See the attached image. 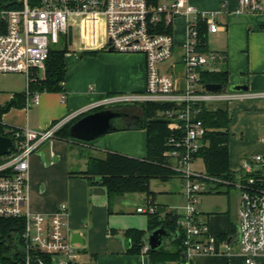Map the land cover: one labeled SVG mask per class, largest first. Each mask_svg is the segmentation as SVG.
I'll list each match as a JSON object with an SVG mask.
<instances>
[{"label": "crops", "instance_id": "1", "mask_svg": "<svg viewBox=\"0 0 264 264\" xmlns=\"http://www.w3.org/2000/svg\"><path fill=\"white\" fill-rule=\"evenodd\" d=\"M171 1L173 0H158V5ZM259 1L264 9V0ZM186 2L198 12L214 15L213 21L218 30L214 33L207 31L208 51L204 54L211 58L213 70L225 68L228 72V85L246 84L247 92L263 93V9L240 12L239 0ZM85 23L87 30L93 29L94 25H89L87 21ZM98 27H94L97 30L95 35L93 32L81 37L79 29H76L75 36L73 34L72 45H69L71 48L64 55L66 72L63 93L37 92L38 102L33 103L27 94L29 84L25 75L0 74V108L10 101L22 102L21 97L24 96L21 106H12L0 114V123L6 129H47L53 123L107 95L143 91L146 81L144 56L140 53H120L103 48L104 27L101 26L99 30ZM171 35V56L159 64V70L171 76L175 89L182 90L186 37V18L183 15H178L172 20ZM76 41L78 44L74 45ZM218 106L227 109L230 115L228 163L230 172L238 176L244 159L253 155H264V96L237 99ZM99 110L103 109L85 111L80 118ZM133 114L136 116V113ZM128 120H120L119 127L124 128L89 142L71 136H55L40 144L29 157L27 209L49 214L59 203H66L68 216L65 220L69 240L80 252L84 264H148L147 255L142 251L143 246L137 255L128 253L130 240L124 235V231L128 229L147 233L148 217L136 209L152 205L163 216L176 210L183 201L180 178L177 193L172 192L170 186L152 189L150 185L154 193L152 197L141 193L108 196L106 188L99 181L80 175L86 170L89 157L103 158L107 153H117L135 159L146 157V131L129 128L127 125L133 121ZM80 142L88 144L87 153L78 152L75 146ZM251 167L256 169L257 165L252 164ZM231 188L236 190L233 215L229 209L209 213L199 211L200 218L208 223L210 239L217 238L222 241L223 235L227 234V242L237 251L236 211L239 196L238 190ZM209 193L221 194L215 191ZM232 227L234 231L228 233ZM256 261L257 264H264V256H258ZM190 264L245 263L239 254H214L194 255Z\"/></svg>", "mask_w": 264, "mask_h": 264}, {"label": "built area", "instance_id": "2", "mask_svg": "<svg viewBox=\"0 0 264 264\" xmlns=\"http://www.w3.org/2000/svg\"><path fill=\"white\" fill-rule=\"evenodd\" d=\"M239 3L240 12L263 9L259 0H239ZM262 11L264 13V9ZM178 15L186 18L182 90L175 89L171 76L159 70V64L171 56L173 37L169 33L157 32V27L162 22L171 24ZM98 16L104 27L103 48L112 47L120 53L144 56L145 87L140 92L107 95L47 129H8L13 136V149L0 163V218L22 220L25 250L17 264H84L80 252L69 240L66 203H59L49 214L27 209L30 155L85 111L132 108L147 102L171 104L170 109L158 112L157 118L166 122L170 132L169 148L164 152L166 166L179 174L181 180L183 213L172 210V215L177 217L173 238H178L182 246L183 262L179 264H190L194 255L214 254H239L245 264H257L256 258L264 256V155L244 159L238 173H251L255 170L252 164H256V169L262 170L259 182L249 177L244 184L236 181L230 186L238 190L239 196L237 251L227 242L228 237L222 241L210 239L208 223L200 218L197 208L199 196L214 191L213 184L207 183L214 179L191 169L204 145L203 137L210 131L200 118L201 106L264 96V92L204 90L200 72L214 70L211 58L195 50L196 21L198 18L205 20L207 31L214 33L218 26L213 21V14L196 11L186 0H173L155 8H150L147 0H0V74H23L28 84L34 75L43 77L50 48L59 42L61 36L67 38V27L78 29L75 22L88 19L93 23ZM27 94L33 103L38 102L37 92L28 90ZM262 141L264 143V134ZM136 210L149 215L155 212V207L148 205ZM148 250L149 246L144 243L142 251L146 253Z\"/></svg>", "mask_w": 264, "mask_h": 264}, {"label": "trees", "instance_id": "3", "mask_svg": "<svg viewBox=\"0 0 264 264\" xmlns=\"http://www.w3.org/2000/svg\"><path fill=\"white\" fill-rule=\"evenodd\" d=\"M150 8L158 5V0H147ZM198 30L197 53L207 54V24L205 20L198 18L196 21ZM159 33L171 34V24L162 22L157 27ZM67 48H50L48 58L45 62V73L43 77L34 75V79L29 82V92H59L63 93V80L66 72L64 64V55ZM200 83H221L228 84V72L221 69L218 71H201ZM24 101V96H22ZM22 102L10 101L4 107L0 108V114L7 111L12 106H21ZM221 105L201 106L200 118L203 124L210 129L203 137V147L199 150L196 158H201L204 164V174L214 180L207 181L213 184L215 192H222V189L231 188V183H246L249 177H253L256 182L262 178L261 169H255L251 173L235 176L230 172L228 161V137L230 115L227 109ZM171 108L169 103L147 102L135 107L137 109L136 117L132 119L129 128H138L146 131V157L144 159H135L119 155L117 153H107L103 158L89 157L86 170L81 172L85 178L94 180L100 178V184L106 188L108 196H124L127 194L141 193L148 197L154 195L150 189V182L158 180L168 182L174 177L180 178L179 174L166 166L164 152L169 148L167 139L170 135L166 122L158 119V112ZM80 116L71 120L63 128L56 132V136L68 138L69 127ZM130 122V120H128ZM124 128V127H119ZM0 135L13 138L12 133L8 132L0 123ZM3 157H0L2 163ZM238 177V178H237ZM227 191V190H226ZM147 233L136 229L124 231V235L130 240L128 253L137 255L141 252L146 235L156 228L163 227L167 234L169 242L163 244L157 249H149L146 252L148 264H179L183 262L182 246L178 238H173L176 233V215L172 211L163 216L155 209L153 214L147 215ZM234 231L230 228L228 233ZM23 223L21 219L0 218V264H17L24 255L25 241L22 237ZM227 235V234H226ZM223 235L224 238L227 236ZM49 264V262H46Z\"/></svg>", "mask_w": 264, "mask_h": 264}, {"label": "water", "instance_id": "4", "mask_svg": "<svg viewBox=\"0 0 264 264\" xmlns=\"http://www.w3.org/2000/svg\"><path fill=\"white\" fill-rule=\"evenodd\" d=\"M73 29L72 26L67 27V44L72 45ZM113 51L112 47L108 48ZM206 92H245L248 90L246 84H221V83H206L203 85ZM136 116L129 120L134 119ZM127 118L128 114L118 109H103L84 115L77 119L69 127V134L72 138L81 141L89 142L101 135L116 131L119 128L120 120ZM13 149V142L10 137L0 135V157L8 155ZM94 181H101L100 178H95ZM168 237L166 230L161 226L152 232L148 233L144 239V243L149 246V249L154 250L163 245V239Z\"/></svg>", "mask_w": 264, "mask_h": 264}, {"label": "rangeland", "instance_id": "5", "mask_svg": "<svg viewBox=\"0 0 264 264\" xmlns=\"http://www.w3.org/2000/svg\"><path fill=\"white\" fill-rule=\"evenodd\" d=\"M97 18L99 20L95 19L93 23H90V21H88V22L90 23L89 25H94V27L95 26H99L98 27V30H99L100 27L103 26V23H102V19H101L100 16H98ZM87 20L88 19H83V20L77 21L78 23L75 22V23L78 24L79 34L81 35V37L83 35H87L88 33L92 34L94 32V35L97 33V30H95V29H88L87 30L85 28V24H86L85 22ZM75 33H76V29L74 28V30H73L74 36H75ZM66 40H67L66 36H64V35L61 36L59 42L57 44H54L52 46V48L53 47L54 48H67L69 50V48H71V46L67 45ZM78 41H76L74 45L78 44ZM132 108H135V107H132ZM129 111L133 112V113H137L138 112L137 109H134V110L133 109H129ZM63 127H61V128H63ZM75 147L78 148V150H79L78 152L80 154L87 153L88 144H83V143L80 142V144H76ZM191 169L193 171L198 172V173L204 174L205 170H204V164H203L202 159L201 158H196L195 161L191 164ZM150 185H151L152 189H159V186L160 187L170 186L171 191L177 193L178 190H179V178L178 177H174V178H172L171 180H169L166 183L160 182L158 180H152L150 182ZM218 193H221V194H216V193H209V194L208 193H204V194H201L199 196V202L197 204V208L200 211L204 212V213H209V212H212L214 210L227 211L229 209V211L233 215L234 207H235V197H236L235 193H236V190L232 189V188L229 191H226V189H222V192H218ZM183 202L184 201H182V203H180L178 205V207L176 208V211H177L178 214H182L183 213V209H182ZM168 242H169L168 237H165L163 239V244H167Z\"/></svg>", "mask_w": 264, "mask_h": 264}, {"label": "flooded vegetation", "instance_id": "6", "mask_svg": "<svg viewBox=\"0 0 264 264\" xmlns=\"http://www.w3.org/2000/svg\"><path fill=\"white\" fill-rule=\"evenodd\" d=\"M122 112H124V113H126V114H128V119L130 118H132V117H134V114H133V112H130L129 111V108H126L125 110H121Z\"/></svg>", "mask_w": 264, "mask_h": 264}]
</instances>
